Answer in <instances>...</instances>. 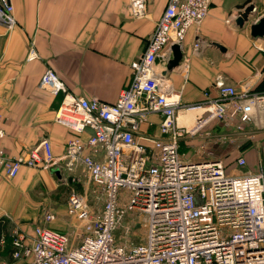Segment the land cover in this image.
Segmentation results:
<instances>
[{
	"label": "built area",
	"instance_id": "obj_1",
	"mask_svg": "<svg viewBox=\"0 0 264 264\" xmlns=\"http://www.w3.org/2000/svg\"><path fill=\"white\" fill-rule=\"evenodd\" d=\"M209 3L166 1L143 50L129 64V84L113 103L73 96L54 70L42 73L39 87L61 94L55 121L76 134L89 132L84 139L69 138L58 158L47 138L15 156L0 145V168L13 178L22 167L58 166L63 159L68 167L78 163L86 180L99 189L102 203L92 215L84 196L68 193L66 214L77 217L78 243L75 233L48 226L55 218L48 210L32 234L15 227L12 257L20 264H264L262 165L230 173L218 158L186 159L179 144L186 137L201 138L197 152L208 155L206 141L231 142L229 131H264V92L237 94L232 85L216 79L215 98L180 104L178 92L155 64L157 58L167 61L171 44L181 46L187 30L205 18ZM144 5L145 0H128L127 11L140 18ZM13 10L11 0H0V24L7 29L15 25ZM198 46L194 42L193 50ZM37 57L31 45L27 60ZM180 108L197 112L190 126L178 123ZM149 113L158 114L157 134L146 131L152 125ZM212 123L228 131H214ZM253 132L245 135L253 138ZM4 136L0 124V141ZM234 163L243 167L245 159L237 155ZM136 214L144 215V242L115 243L116 224Z\"/></svg>",
	"mask_w": 264,
	"mask_h": 264
},
{
	"label": "crops",
	"instance_id": "obj_2",
	"mask_svg": "<svg viewBox=\"0 0 264 264\" xmlns=\"http://www.w3.org/2000/svg\"><path fill=\"white\" fill-rule=\"evenodd\" d=\"M127 1L11 0L15 25L7 29L0 24V124L5 130L0 145L8 155L26 153L47 138L58 158L69 138L84 139L89 132L85 129L76 134L55 121L61 94L52 95L39 87L45 69L57 73L67 93L96 97L106 103H113L118 92L129 84V64L143 50L167 0H145L140 18L128 13ZM246 5H252L255 16L239 27L233 19ZM263 13L264 0H210L203 21L185 34L181 44L183 60L165 73L179 94L180 104L215 98L216 79L232 85L237 94L264 92V37L249 34V23L256 22ZM194 42L199 45L195 51ZM31 45L38 57L27 60ZM155 64L160 72L165 67L159 58ZM196 114L195 110L180 108L176 111L177 121L190 126L193 117L187 122L180 118ZM148 115L152 125L146 131L157 134L158 114ZM210 127L228 131L215 123ZM250 131H254L253 138L245 135ZM228 133L231 142L219 145L206 141V149L212 155L197 152L201 142L198 137L181 139L180 149L188 160L196 156L221 159L231 173L252 171L258 163L264 167V131L253 128L242 134ZM187 150L189 154L185 153ZM237 155L244 157L243 167L235 166ZM79 170L80 164L68 167L64 159L58 166L22 167L13 178L0 168V237L5 236V241L0 242V264H20L12 257V231L19 227L32 234L46 210L55 215L47 223L50 228L63 232L77 228L75 219L66 214L67 195L61 200L56 181L62 171L69 179L78 180L75 174ZM82 184L89 182L85 179Z\"/></svg>",
	"mask_w": 264,
	"mask_h": 264
},
{
	"label": "rangeland",
	"instance_id": "obj_3",
	"mask_svg": "<svg viewBox=\"0 0 264 264\" xmlns=\"http://www.w3.org/2000/svg\"><path fill=\"white\" fill-rule=\"evenodd\" d=\"M217 144L222 145L224 143L217 142ZM185 153L189 154L190 151L187 150L185 151ZM191 160H199V156H196ZM60 174H62L60 176L61 178L60 180L57 179L56 182L59 187V193L61 194V200H64L65 196L68 195L70 191L74 190L76 191V193L80 194L81 196H84L85 203L89 212H91L92 215L97 214V212H99L101 209V203H102L101 194L99 192V189L96 186L92 185L91 183L86 185L82 184V180L85 181L86 179L82 167L80 166L79 172L75 174L78 177V180H75V182H71V180L69 179V177H67L64 171H62V173ZM83 186H86L85 191L82 190ZM143 216H144L143 214H136L131 219H128L126 216H124L116 224V226L112 231V235L114 237L115 243L124 244V245H129L130 243H143L146 232ZM70 217H73V219H75V222L78 223L76 216H70ZM77 225H76L77 228L73 230V232L75 233L74 239L76 240L74 241V243H78L76 233L77 234L81 233V228L79 224Z\"/></svg>",
	"mask_w": 264,
	"mask_h": 264
},
{
	"label": "water",
	"instance_id": "obj_4",
	"mask_svg": "<svg viewBox=\"0 0 264 264\" xmlns=\"http://www.w3.org/2000/svg\"><path fill=\"white\" fill-rule=\"evenodd\" d=\"M253 16H255V13L252 5H246L241 10L237 11L233 22L237 26L241 27L243 23L249 21V17ZM249 34L252 37H264V13L260 17H258L256 22L249 23ZM211 45L217 47L220 50H223V48L215 42H211ZM169 49L170 57L165 62V67L161 71V74H165L166 72L174 70V68L178 66L182 59V49L180 45L171 44Z\"/></svg>",
	"mask_w": 264,
	"mask_h": 264
},
{
	"label": "bare ground",
	"instance_id": "obj_5",
	"mask_svg": "<svg viewBox=\"0 0 264 264\" xmlns=\"http://www.w3.org/2000/svg\"><path fill=\"white\" fill-rule=\"evenodd\" d=\"M194 115H182V118H180L181 122H187L188 118L191 119Z\"/></svg>",
	"mask_w": 264,
	"mask_h": 264
}]
</instances>
